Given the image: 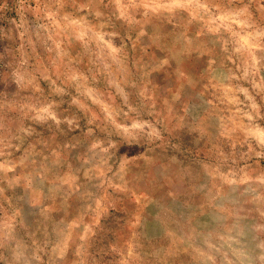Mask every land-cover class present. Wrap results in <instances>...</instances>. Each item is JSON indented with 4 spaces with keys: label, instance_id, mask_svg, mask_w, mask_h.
I'll list each match as a JSON object with an SVG mask.
<instances>
[{
    "label": "rangeland",
    "instance_id": "obj_1",
    "mask_svg": "<svg viewBox=\"0 0 264 264\" xmlns=\"http://www.w3.org/2000/svg\"><path fill=\"white\" fill-rule=\"evenodd\" d=\"M0 264H264V0H0Z\"/></svg>",
    "mask_w": 264,
    "mask_h": 264
}]
</instances>
